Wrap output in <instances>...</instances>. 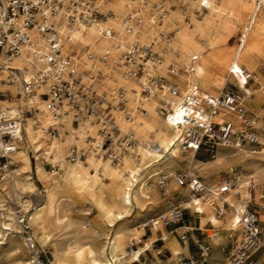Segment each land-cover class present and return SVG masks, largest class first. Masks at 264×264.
Segmentation results:
<instances>
[{"label": "bare ground", "instance_id": "6f19581e", "mask_svg": "<svg viewBox=\"0 0 264 264\" xmlns=\"http://www.w3.org/2000/svg\"><path fill=\"white\" fill-rule=\"evenodd\" d=\"M155 1L110 0L109 6L115 13L114 17L106 23H95L79 30L66 29L65 34L77 41L79 48L77 61L90 64V61L82 56L81 48L97 56L106 54L111 71L103 82L110 86L120 85L127 90V98L131 101L127 106L134 108L133 130L136 138L158 143L168 149V155L161 161L148 162L133 178L126 177L120 165L98 158L92 152L83 160L69 161L65 154L71 138L66 129L61 132L59 138L49 137V145L41 140L38 132L49 121L44 113L38 114L37 118L28 116L24 118L21 140L15 151L9 153L11 162L19 160L24 162L21 167L14 169L17 175L16 183L21 190H33L35 187L30 176L31 151L37 180L41 183L49 181L48 185L43 186L45 194L42 201L30 212L29 222L33 226L38 242L51 246L52 264H133V260L139 259L146 250H154L155 253L160 251L159 248H152V243L157 237L162 239L161 248L170 252L168 264H178V253L187 252L186 240L185 245H180L158 222L150 226L149 236L142 239L140 235L143 229L139 227L141 225L143 227L144 222L133 228L121 222L136 204L142 206L154 204L157 208L165 210L171 205V198L175 197L172 192L178 197H185L188 194L189 200L178 201L184 207H192L196 209L195 212H200L199 221L201 228L207 230L210 251L204 254V258L217 256L221 264H230L229 251L222 250L223 237L226 236L228 240L235 242L241 239V229L231 224V210L232 212L242 210L245 197L249 196L246 187L248 177H252L256 183L264 180V136L259 134L258 139L262 140L259 151L249 152L254 154L250 159H247L248 151L241 153L239 149L217 145L215 156L207 161H201L192 152L180 149L177 138L181 130L171 127L163 114L160 116L157 113V109L162 105L161 97L154 95L148 101H141L138 87L126 80L117 63L119 53L129 46L132 38L139 42H149L160 57L155 66H148L149 70L159 73L164 78L170 77L168 74L170 73L173 78L183 80V88L177 86L180 92L186 91L191 84L197 82L204 90L216 95L227 83L234 84L235 88L243 93L242 103L252 113L258 110L264 112L261 103L264 99V78L257 69V66L264 62V8L257 6L256 0H234V3L232 0H182L184 3L189 2L188 8L195 1L198 6L206 7L201 18L192 17V24L187 25L181 21L179 12L181 8L171 9L167 1L168 12L163 19L154 24L145 21L135 26L133 34L128 36L124 30L123 15L131 10L139 16L145 7L144 2L149 4ZM108 28H113L115 33L105 34L103 30ZM167 30L173 32L169 40L161 35ZM236 30H239L237 39L228 44ZM173 59L174 71L171 72L168 69L169 63L167 66L165 63ZM8 65H15L20 69L29 66L24 55L9 57L2 52L0 66L3 73L7 72ZM242 69L250 72L254 86H249V79L236 72ZM167 81L169 82V79ZM0 90L9 91L12 105L22 106L18 108L23 109L26 101L22 95H17L21 90L19 80L0 83ZM138 104L146 108V114L136 108ZM229 114L238 120L231 117L230 121L238 128H242L243 124L234 113H225L223 117L228 119ZM254 127L259 130V122ZM46 160L57 169L54 168L53 172L47 171L44 168ZM124 162L127 166L135 164L134 158L130 155L125 157ZM239 163L245 168V170L242 168L243 173L236 186L240 196L236 197L233 190L224 193L222 198L208 195L207 192L216 187L219 173L229 171ZM189 167L199 168L204 181L201 197L191 195L188 187L180 186L172 177L173 170ZM104 168L108 170V174L103 171ZM158 171H165L168 176L165 182L167 191L165 196L161 194L156 183L154 173ZM20 175H24V178L19 179ZM253 191L256 195L252 200L263 203L259 199V187L255 186ZM224 200L230 205L229 209L223 206ZM76 202H88L92 206L94 215L90 222L69 216V211ZM259 211L261 214L259 219L263 223L264 209ZM204 225H207V228H204ZM157 230H160V234H155ZM132 239L139 240L141 244L127 252L125 246ZM260 242L264 243V234ZM20 258L19 252L16 254L15 264H20ZM257 264H264V253L259 256Z\"/></svg>", "mask_w": 264, "mask_h": 264}, {"label": "built area", "instance_id": "2783aa9c", "mask_svg": "<svg viewBox=\"0 0 264 264\" xmlns=\"http://www.w3.org/2000/svg\"><path fill=\"white\" fill-rule=\"evenodd\" d=\"M167 1L144 2L145 7L139 16L131 10L127 11L122 17L126 34L131 36L134 27L145 21L154 24L163 19L168 12ZM109 3L110 0H0V54L3 52L9 57L24 55L29 65L22 69L8 65L5 73L0 66V83L19 80L21 90L17 95H22L26 101L23 109H19L12 105L10 92L0 90V157L6 158L17 148L24 118H37L40 113L49 119L42 129L43 136L59 138L64 129L69 133L71 143L65 154L69 161L83 160L92 152L98 158L120 165L124 175L133 178L148 162L161 161L168 155V149L158 143L136 138L133 130L134 108L127 106V90L123 86H110L103 82L111 71L106 54L97 56L81 48L82 56L90 64L77 61V41L65 34L66 29L79 30L95 23H106L115 16ZM200 3L203 4L202 1ZM256 4L264 8V0H256ZM103 32L114 34L115 30L108 28ZM172 33L169 31L161 35L169 40ZM159 60L151 43L132 38L129 46L119 53L117 64L124 77L138 80L141 101H148L154 95L161 97L159 109L165 120L171 127L181 130L177 138L181 150L196 156L205 152L209 158L214 157L217 145L250 153L259 151L258 136H264V114L259 110L248 112L242 103L243 93L240 90L226 88L215 95L196 82L180 92L159 73L149 70L148 66H155ZM168 69L174 71L171 64ZM236 72L252 79L247 69ZM136 108L143 114L147 113L140 104ZM225 113H234L243 127L238 128L223 117ZM258 122L260 130L254 127ZM128 155L135 160L132 166L124 162ZM46 166L49 171H54L53 164ZM242 173L240 165L221 172L216 187L209 190L208 195L222 198L224 193L233 190L234 195L239 197L236 186ZM154 175L161 194L167 195V173L158 171ZM172 177L180 186L188 187L191 195L201 197L204 184L198 167L177 168L173 170ZM255 186L259 187V198L264 199V180L256 183L248 177L246 187L249 197L245 199L242 210H234L231 214L233 225L241 229V239L239 242H228L226 250L229 251L230 264H257L259 254L264 251V243L260 242L264 234L263 224L259 219V210L264 209V204L251 199ZM223 206L230 208L225 200ZM187 214L189 212L180 207L179 201L171 198V205L158 215L147 217L143 227L149 230L158 222L175 232L177 227L184 226ZM14 215L16 231L21 234L30 264H43L45 251L39 248L30 231L26 215L21 209L16 210ZM187 234L188 229H185L177 236L183 239ZM144 235L140 238L143 239ZM156 240L162 241L161 238ZM139 242L132 239L126 246L127 252H131ZM196 246L197 254L178 253L179 264H214L204 258L209 251L207 241H200ZM148 252L146 250V254H141L133 263L151 264Z\"/></svg>", "mask_w": 264, "mask_h": 264}, {"label": "rangeland", "instance_id": "374dc122", "mask_svg": "<svg viewBox=\"0 0 264 264\" xmlns=\"http://www.w3.org/2000/svg\"><path fill=\"white\" fill-rule=\"evenodd\" d=\"M158 1L159 0H156L155 2H158ZM168 1H170L171 3H174V7H171V9L176 10L177 7L181 8L179 11L180 16H181V21L187 25L192 24V17L194 19H199L202 17L203 12L206 11V9H201L198 6L196 1L189 8H188L189 2H187V1L185 3L182 2V0H168ZM185 22H188V23H185ZM167 32H169V30L164 32V34ZM238 35H239V30H236L233 34V37H230L228 44H232L234 42V40L237 39ZM158 50H159V48H158ZM159 54H160V50H159ZM168 63L171 65H174L175 59L168 60L165 63V66H167ZM258 69L261 72L262 77L264 78V62L258 66ZM168 74L170 77H165L166 79L173 80V81L177 82L178 84H176V87L178 85H180L181 88H183V83H184L183 81L181 82L178 79L173 78L172 74H170V73H168ZM126 80L128 82L133 83L139 89V84H138L137 79L126 78ZM249 86H254L252 81H249ZM233 87H235V86L227 83L226 85H224L223 89L233 88ZM127 103H131V101H129L128 98H127ZM261 103L264 106V99L262 100ZM127 105L129 106V104H127ZM18 107H22V106H18ZM260 113L264 114L263 111H260ZM160 116H162V113ZM43 127H45V126H43ZM38 134L40 135L41 140H43L46 145L50 144L49 143V137L43 136L42 129L39 130ZM259 141H262V140L259 139ZM238 151H240L241 153L247 152V151H241V150H238ZM247 153L249 154L247 156V159H249V157L251 155H254V154H250L249 152H247ZM29 154L32 156V158L30 160L29 167H30L31 181L35 185L33 190L32 189L21 190L20 187H18V185L16 183L17 175L14 172V169L21 167L24 164V162L21 160L16 161V162H11L9 157H8L9 154L7 155L6 158L0 157V264H15V257H16V254H19V252L21 253V258L19 260V263L20 264H26V262H28L27 264H30L29 255H28V252L26 251V249L24 248L21 234L17 233V231H16V226H15L16 218H15L14 214H15L16 210L21 209L22 213H24L26 215V223L30 227V231L33 232V235L35 237L33 226L29 222V216H30V212L32 211V208L37 206L42 201L44 194H45L43 186L48 185L49 181L41 183L37 180L35 173H34V165H33L34 164V158L32 155V151ZM196 158H198L202 161H206V160L211 159L205 155V152L199 153L196 156ZM263 162H264V158H263ZM47 164H51L50 161L46 160L44 163V168L47 171H49L48 166H46ZM237 165H240L241 167H243L242 164H237ZM54 168L57 169L56 166H54ZM243 169H245V168L243 167ZM248 171H249V169H248ZM221 172H224V171H221ZM18 178L23 179L24 175H20V176H18ZM58 180L61 181L60 179H58ZM14 181H15L16 185L14 184ZM262 202L264 204V200H262ZM179 204H180V207L184 210L185 209L184 206L180 202H179ZM226 209H229V208H226ZM163 210L164 209L157 208V206L154 204H151L148 206H142L140 204H136L121 222L125 226L133 228V227H135L137 225H141V223L145 222L147 217L156 216ZM70 215H71V217L73 216L72 218H74L76 220H80V221H84V222H90L91 221L90 219H93L94 210L88 202H76L74 207H72L71 210L69 211V216ZM260 217H261V214L259 211V218ZM85 220H88V221H85ZM116 224H118V222ZM262 224H263V228H264V222ZM139 228L143 229L144 227H142V225H141ZM165 229H164V231H165ZM166 230H169V229H166ZM142 231L145 234L143 236V238H146L149 236L150 230L143 229ZM181 231H178V232H181ZM159 232H160V230H157V231H155V234H158ZM196 232L200 238V241H206L201 230H196ZM177 238L179 240H181L178 236H177ZM35 239L38 243L39 248L43 249L45 251V256L43 257V264H52L51 263L52 262V254H51L52 248H51V246L50 245H42V244H40V242H38L36 237H35ZM231 241H233V240H231ZM102 242L104 243V240H102ZM140 244H141V242L137 243L136 247H137V245H140ZM161 244H162V241H159V240L153 241L152 248L153 249L159 248L160 251L158 253H155L156 251H154V250H148L149 252L147 253V255L149 258H152L151 261L153 263L160 262L161 264H168L169 263V257L171 256L170 252L165 248H161ZM126 246H125V249H126ZM227 246H228V242L222 247L223 250L227 251L226 250ZM189 251L190 252L187 251L185 253L184 252H182V253L185 255L190 254V253L197 254V246L194 242H192L189 245ZM263 253H264V251L261 252L259 254V256H261ZM219 261L220 260H217V259H214V260L211 259V262H213L214 264L220 263ZM152 262H151V264H152ZM133 264H135V263H133Z\"/></svg>", "mask_w": 264, "mask_h": 264}, {"label": "crops", "instance_id": "0c3cea01", "mask_svg": "<svg viewBox=\"0 0 264 264\" xmlns=\"http://www.w3.org/2000/svg\"><path fill=\"white\" fill-rule=\"evenodd\" d=\"M231 2H233L234 3V0H232ZM168 6L171 8V7H174V3H171L170 1H169V3H168ZM200 7V6H199ZM201 9H206V7H200ZM194 57V56H193ZM192 57V58H193ZM192 60H194V59H191V61ZM260 65V64H259ZM258 65V66H259ZM258 66H257V69H258ZM259 70V69H258ZM260 72V71H259ZM261 73V72H260ZM178 80L179 81H183V80H181L180 78H178ZM249 81H251V80H249ZM169 82L170 83H174V85L176 86V84H178L177 82H175V81H173V80H169ZM184 82V81H183ZM232 85H234V84H232ZM235 87H236V85H234ZM223 89V88H222ZM244 105V104H243ZM245 106V105H244ZM245 108L247 109V111L248 112H251L246 106H245ZM157 113L159 114V115H161V112H160V110L159 109H157ZM229 117L230 118H228L229 120H231V117L234 119V120H236V118L232 115V114H229ZM236 121H238V120H236ZM258 130V129H257ZM260 130V129H259ZM228 148H231V147H228ZM233 149H236V148H233ZM237 150V149H236ZM216 151H217V147H216ZM216 151H215V154H216ZM215 156V155H214ZM196 157V156H195ZM213 158V157H212ZM251 158V156L249 157V159ZM200 160V159H199ZM202 161V160H201ZM207 161V160H206ZM240 164V163H239ZM235 165H237V164H235ZM234 165V166H235ZM233 166V167H234ZM243 168V167H242ZM245 170V169H244ZM103 171L106 173V174H108L109 172H108V170L106 169V168H104L103 169ZM246 172V171H245ZM108 176V175H107ZM219 176V175H218ZM202 181H203V179H202ZM204 182V181H203ZM254 192V191H253ZM172 194L175 196L174 198H177V199H188L189 200V197H188V194L185 196V197H178L175 193H173L172 192ZM256 194H255V192L253 193V195H251V199L252 198H254V196H255ZM249 197V196H248ZM248 197H245V198H248ZM244 198V199H245ZM260 199V198H259ZM260 200H264V199H260ZM254 202H256V201H254ZM258 203V202H257ZM185 209L184 210H187L188 212H189V214H187L186 215V219H185V221H184V226H181V227H177L176 228V230H175V232H173L172 230H166V229H168V228H164V227H162V228H164L165 229V232H167L168 234H171V235H173L174 236V238L178 241V243L180 244V245H185V241L184 240H186V247H187V251L188 252H190L189 251V245L192 243V242H194L196 245L197 244H199V242H200V238H199V236H198V234H197V232H196V230H201V232H202V234L204 235V238L206 239V241H207V243H208V245H209V242H208V233H207V230H205V229H202L201 228V223H200V221H199V214H200V212H198V214H195V211L194 210H196V209H192V207H188V206H186V207H184ZM231 214H232V210H231ZM231 221V220H230ZM231 224H232V221H231ZM204 228H207V225H204L203 226ZM144 229V228H143ZM163 229V230H164ZM185 229H188V234H187V237L186 238H183V239H181V240H179L178 238H177V233H179L178 231H183V230H185ZM142 234H144V233H142ZM158 234H160V232L158 233ZM158 238H160V237H157V239ZM229 241H231V240H228V237H226V236H224L223 237V243H222V245L224 246L227 242H229ZM161 246H162V244H161ZM222 246V247H223ZM216 249H218V247L216 248ZM222 250H223V248H222ZM223 251H225V250H223ZM210 252V251H209ZM226 252H228V251H226ZM259 258V257H258ZM205 259H207V258H205ZM211 259H217V260H219L218 258H217V256H212V257H210V258H208L207 260L208 261H210L211 262ZM220 262V264H221V260L219 261ZM213 263V262H212ZM215 264H217V263H215Z\"/></svg>", "mask_w": 264, "mask_h": 264}]
</instances>
